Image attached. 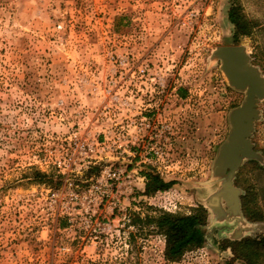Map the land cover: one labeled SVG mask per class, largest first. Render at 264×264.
Masks as SVG:
<instances>
[{
    "label": "rangeland",
    "instance_id": "374dc122",
    "mask_svg": "<svg viewBox=\"0 0 264 264\" xmlns=\"http://www.w3.org/2000/svg\"><path fill=\"white\" fill-rule=\"evenodd\" d=\"M233 4L248 22L239 43L264 76V0H0V264H244L222 248L230 225L210 226L209 215L207 242L168 261L163 235L147 234L144 220L164 211L167 195L133 188L113 209L109 197L100 200L110 193L98 180L106 163L68 160L76 137L108 125V114L96 116L107 90L128 94L125 63L148 64V82H164L180 154L197 161L167 189L177 202L171 213L201 205L227 113L244 97L209 61L217 45L233 43ZM258 107L251 140L264 158V99ZM234 182L264 213V169L246 160ZM246 220L253 229L244 237L264 233V216Z\"/></svg>",
    "mask_w": 264,
    "mask_h": 264
},
{
    "label": "built area",
    "instance_id": "2783aa9c",
    "mask_svg": "<svg viewBox=\"0 0 264 264\" xmlns=\"http://www.w3.org/2000/svg\"><path fill=\"white\" fill-rule=\"evenodd\" d=\"M125 64L127 77L122 85L128 94L121 97L118 86L107 90L109 103L99 108L96 116L98 121L108 114V125L99 127L92 138L76 137L73 144L77 155L68 157L73 163L76 159L82 163H106L98 180L109 184L110 193L102 194L100 200L109 197L113 209L120 207V197L129 198L133 188L145 196L147 172L175 181L182 171H191L197 164L195 155L188 150L180 154L178 125L164 116V82L161 79L148 82L145 77L148 64ZM135 73L139 75L137 78ZM135 182L141 183V187ZM169 193L157 190L149 198L167 195L159 207L174 212L177 202Z\"/></svg>",
    "mask_w": 264,
    "mask_h": 264
},
{
    "label": "water",
    "instance_id": "95a60500",
    "mask_svg": "<svg viewBox=\"0 0 264 264\" xmlns=\"http://www.w3.org/2000/svg\"><path fill=\"white\" fill-rule=\"evenodd\" d=\"M209 61L219 62V69L227 84L244 97L239 105L227 113L228 131L220 142L210 167L211 189L200 198V203L209 213V225L228 223L226 237L237 240L253 229L241 208L242 190L235 185L237 171L246 160L264 163L263 155L256 151L251 140L255 122L260 119L258 107L264 99V76L251 62L244 43L217 45L210 53ZM205 232V228H203ZM207 237L205 233V243Z\"/></svg>",
    "mask_w": 264,
    "mask_h": 264
},
{
    "label": "trees",
    "instance_id": "16d2710c",
    "mask_svg": "<svg viewBox=\"0 0 264 264\" xmlns=\"http://www.w3.org/2000/svg\"><path fill=\"white\" fill-rule=\"evenodd\" d=\"M228 18L234 25L232 34L233 43H239L242 35H248V22L239 13V8L232 5L228 11ZM258 170L264 166L255 160H248ZM175 181H166L152 172L146 173L144 187L145 194H152L157 190H167ZM247 191L241 196V208L243 215L249 220L263 219L264 213L250 206V194ZM251 193L253 191L251 190ZM208 210L203 205L196 206L189 214L171 213L157 211L155 214H146L145 221L151 228L148 233H161L164 237V257L168 261H177L187 250L202 247L205 243V232L203 228L208 222ZM138 223L137 217L131 220ZM222 248L230 247L233 257L242 259L244 264H264V233L258 237H243L239 240L224 239Z\"/></svg>",
    "mask_w": 264,
    "mask_h": 264
},
{
    "label": "crops",
    "instance_id": "0c3cea01",
    "mask_svg": "<svg viewBox=\"0 0 264 264\" xmlns=\"http://www.w3.org/2000/svg\"><path fill=\"white\" fill-rule=\"evenodd\" d=\"M207 155H208V152L206 151Z\"/></svg>",
    "mask_w": 264,
    "mask_h": 264
}]
</instances>
